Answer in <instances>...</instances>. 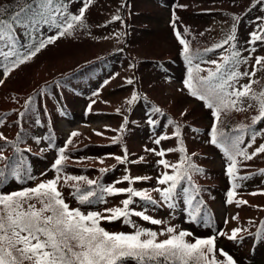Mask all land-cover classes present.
I'll return each mask as SVG.
<instances>
[{
    "label": "rangeland",
    "instance_id": "1",
    "mask_svg": "<svg viewBox=\"0 0 264 264\" xmlns=\"http://www.w3.org/2000/svg\"><path fill=\"white\" fill-rule=\"evenodd\" d=\"M64 2L73 14L81 7V0ZM116 16L120 19L115 20ZM258 17H264V5H258L256 0H90L83 26H76L70 35L57 38L24 65L0 76L3 79L0 84V101H3L11 99L7 90L25 77L33 76L40 80L49 72L58 73L62 68L82 61L92 52H99L96 58H102L101 65L90 76L78 80L74 91L66 98L69 108L75 112L60 116L56 123L63 133V141L69 139L72 132H76V138L109 144L88 146L82 151L81 160L113 170L108 177L111 186L146 190L153 199L159 200V194L153 191L154 187H160L157 178L161 172L173 174V170L164 169L157 161L164 159L170 164H178L179 160L180 145L175 131L166 119L158 122L159 114L155 111L167 110L192 125L187 126L188 141L191 150L199 154L200 164L210 171L204 181L214 186L212 206L219 222L218 229L196 224L188 216L182 198L176 209H169L166 204L153 206L139 197H129L127 193H105L104 201L98 205L78 206L76 197L72 196L67 185L66 175L52 168V162L58 154L42 138L45 131L43 125L36 128L41 138L37 146L45 152L46 157L34 164L35 177L26 189L59 176L57 189L62 198L70 208H79L85 214L93 211L107 214L105 209L123 207V200L131 198L136 202L133 213L144 211L152 218L161 220L162 224L153 225L134 215L130 219L141 228L161 233L158 236L160 240L167 238L163 233L168 227H174L177 232L188 231L195 238H208L218 232L230 234L232 229L241 228L244 231L238 234L236 241L226 236L217 237V250L223 249L232 255L237 264H264V240H257L252 235L257 223L264 217V195L259 194L264 193V176L253 173L251 181L236 190L234 202L227 203V162L218 148L210 143L207 134L208 127L213 123L212 110L207 109L204 102L191 97L183 84L187 78L188 64L183 58V46L179 44L172 26L175 19L176 27L188 42L190 51L199 54V59L194 60V63L200 64L204 75L208 74L209 69H215L216 65L211 61L222 63V58L233 50H239L242 59L247 58L248 62L240 64L236 70L242 73L255 71V76H241L235 87L248 84L251 79L252 93L258 99L241 98L236 110L246 116H257L259 99H264L261 96L264 93V67L253 66L256 58L264 57V45L250 44L249 34L257 30L259 23H264L258 21ZM47 35L58 33L53 30ZM229 35H235L236 40L230 41L223 48H216ZM252 47L256 48L255 52L251 51ZM192 48L208 53L203 57ZM129 79L133 81L131 85L127 83ZM134 95L140 99L129 104L128 101ZM125 127L131 128L126 146L113 145ZM261 129H264V122L257 130ZM14 132L15 129L9 124L0 125V138L11 137ZM160 136L169 139L157 145L155 140ZM261 144H264V138L258 135L255 144L247 148V151L251 153ZM152 149L164 150L165 155L159 157L150 151ZM117 157L121 159L117 160ZM238 168V175H247L256 170L261 172L264 170V153L256 155L252 160L242 161ZM98 173L95 170L89 176L94 178ZM125 175L131 178L130 181L123 180ZM136 177L150 179L136 180ZM19 188L21 184L12 178L4 191ZM237 200L248 203L237 204ZM30 202L37 203L35 200ZM37 207H40L39 203ZM100 223L110 233L134 231L131 225L124 224L122 220H102ZM193 237L186 239L194 242ZM217 256L224 259L219 252Z\"/></svg>",
    "mask_w": 264,
    "mask_h": 264
},
{
    "label": "snow or ice",
    "instance_id": "2",
    "mask_svg": "<svg viewBox=\"0 0 264 264\" xmlns=\"http://www.w3.org/2000/svg\"><path fill=\"white\" fill-rule=\"evenodd\" d=\"M89 4L90 0H81V7L75 14L66 7L64 0H8L6 5H0V76L24 65L42 49L52 45L57 38L70 35L76 26H83ZM257 4L264 5V0H257ZM114 19L119 20L120 17L116 16ZM257 19L264 21V17ZM172 26L179 44L183 46V58L189 66L183 84L191 97L204 102L207 109L212 110L210 143L218 147L226 157V174L232 181V190L227 193V203L232 204L236 190L241 187L238 181L252 178L251 173L238 175V164L264 153V144L251 153L247 151V148L255 144L258 135L264 138V129H253L249 143L241 147L244 144L245 134L252 126L242 125L238 130L233 129L232 131H239L240 135H232V131H227L222 126L221 115L230 109H235L241 98L258 99L252 93L251 79L248 84L235 87L241 76L250 78L255 76V71L243 73L237 71L239 65L247 63L248 60L241 58L239 50H233L222 58V63L211 61L216 67L215 70L209 69L207 76L199 75L202 71L200 64L194 63V60L199 59V54L190 51L188 42L182 38L181 31L176 27L175 19L172 21ZM53 30L58 35H47ZM249 35L250 44L264 45V23H259L257 30ZM22 36L27 37L29 41L27 46L22 43ZM234 40L236 36L229 35L222 44H217L216 48H223ZM251 51L255 52L256 48L252 47ZM256 66L264 67V57L255 59L253 67ZM2 83L3 79L0 78V84ZM127 83L131 85L133 81L129 79ZM261 96L264 97V93H261ZM139 99L140 97L134 95L128 103L133 104ZM155 111L160 110L155 109ZM262 122H264V99H259L258 115L253 118V125ZM150 123L155 124V122ZM76 135L78 133L72 132L70 137ZM180 135L177 125L176 136L180 137ZM4 139L7 143L6 138ZM166 139L169 137L160 136L155 143L159 145ZM114 142L119 143L120 138ZM180 143L179 152L185 153L183 140ZM66 144H72V139H67ZM19 151L17 149V152ZM150 151L155 152L159 157L165 155L164 150ZM66 159L65 149L60 148L59 156L53 164L57 173L64 168ZM120 159L117 157V160ZM9 160V157L0 155V161ZM157 163L164 169L173 170V174L165 171L157 178L160 187H154L153 191L159 194V200L153 199L146 190L139 191L132 187H101V192L109 195L127 193L129 197H139L153 206L166 204L169 209H176L177 200L182 198L187 205L188 216L194 221L198 217L204 220L200 215L204 201L197 199L200 190L193 183V173H199L201 169L191 163L187 156L181 159L179 164H170L164 159L158 160ZM7 167L12 168L11 174L16 179H20L18 167L13 168L11 164ZM260 175L264 176V170ZM0 177L7 179L3 169H0ZM68 179L79 181L84 180L85 177L70 176ZM130 179L127 175L123 177L124 181ZM135 179L147 180L150 177ZM185 180L188 181L189 186L181 187ZM59 181L60 177L57 176L39 183L36 187L11 194H0V264H128L129 261H133L134 264H237L232 255L223 249L217 250L216 239L219 236H226L227 239L236 241L238 234L244 231L241 228L232 229L230 234L218 232L208 238H195L188 231L177 232L174 227H168L163 233L167 238L160 240L158 236L161 233L141 228L130 219L134 215L153 225L162 224L161 220L152 218L144 211L134 213L130 211V206L134 203L133 199H124L123 207L105 209L107 214L96 211L85 214L79 208H70L65 202L57 189ZM87 184L95 185L96 181L87 180ZM76 191L81 204H91L93 198H97L98 202L104 201V196L97 197L94 190L80 194L81 190L77 187ZM256 194L252 193V195ZM259 194L264 195V193ZM33 200L39 203V208L37 203L30 202ZM235 202L242 205L248 203L245 200ZM102 220L108 222L122 220L124 224L131 225L134 231L110 233L100 226ZM252 235L257 240H264V225H261L259 232ZM188 237H193L194 242L186 239ZM217 252L224 259H219Z\"/></svg>",
    "mask_w": 264,
    "mask_h": 264
},
{
    "label": "trees",
    "instance_id": "3",
    "mask_svg": "<svg viewBox=\"0 0 264 264\" xmlns=\"http://www.w3.org/2000/svg\"><path fill=\"white\" fill-rule=\"evenodd\" d=\"M7 3L8 0H3L0 5H6ZM21 41L26 46L29 44L27 37L22 36ZM192 49L201 53L203 57H205V55L208 53L205 50H197L196 48ZM98 53L99 52H92L88 56L84 57L82 61L62 68L58 73H54L53 71L49 72L46 77H43L40 80L35 79L33 76H27L21 82H19V84L7 90V92L11 94V99L6 98L5 100L0 101V125L7 123L15 129V132L11 137L6 138L7 143L4 138H0V155L10 158L9 161H0V169L5 171V176L7 177V179L0 177V181H2L0 182V194H11L13 192L24 190L29 186L31 180L34 179V164L40 158L46 157L45 152L40 150L37 146V142H39L41 138L38 137L36 128L38 125H43L45 131L42 138H44V140L56 150L58 154L57 156H59L60 148L65 149V155L67 156V159L64 162L65 166L61 172L66 175L68 183L67 185L71 190L72 196L76 197L78 206L98 205L101 203L98 202L97 198H93V203L81 204L76 189L78 187L81 190L80 194L88 190H94L97 193V197L100 195H105V193L101 192V187L111 186L108 183V177L113 170L109 168L105 169L102 167H97L93 164H87L81 160V157L82 151L88 146L90 147L109 144H97L96 142L82 137H70L72 139V144H66V141H63L62 131L56 125L60 116L71 115L75 112V110L73 111L69 108L66 98L70 92L74 91L78 80L90 76L97 70L98 66L101 65L100 61L102 58H96ZM199 75L207 76L204 75L202 71L199 73ZM21 113H23V115H20ZM157 113L159 114L158 122L166 119L172 125L175 131V137H177L176 131L177 125H179L181 135L180 137H177L178 142L181 146L180 142L183 140L186 151L185 153H178V164L180 163L181 159H184V157L187 156L191 163L195 164L199 169H201L199 173H193V183L200 190L197 194V199H202L204 201V206L200 214L204 220H201L198 217L194 222L198 225H204L214 230L218 229L219 222L212 206V200L215 197V191L213 190L214 186L204 181L210 171L208 172L209 169L200 164L198 160V158H200L199 154L192 151L189 145L187 126L189 125L192 127V125L188 124L181 118H176L172 113L165 109H161ZM254 117L256 116L243 115L235 108L222 113L221 122L222 126L227 131H232L233 129L238 130L242 125L252 126L248 133L244 136V144H242L241 147H245L250 141L251 131L253 129L257 130L262 124L260 123L253 125ZM130 132L131 128L125 127L123 131L119 133L118 137L120 138V142H114L112 144H125L126 146ZM207 134L210 140V127L207 129ZM232 135H240V132L232 131ZM31 141H33V143ZM17 149L20 151L17 152ZM218 150L223 155V152L219 148ZM224 158L226 160V157ZM8 164H11L13 168H19L20 179H16L15 176L11 174L12 168L7 167ZM53 164L54 161L52 162V168H54ZM95 170L99 172L98 175L94 178H90L89 174ZM253 173L259 174L260 172L259 170H256L251 174L253 175ZM70 176H82L85 177V179L73 181L68 179ZM12 178H15L18 183L21 184V188L7 192L4 191ZM87 180L96 181V184L88 185ZM249 181H251V179L246 181H238V183L243 186L248 184ZM231 184L232 181L229 178L227 191L232 190ZM188 186L187 180L183 181L181 184V187ZM135 203L136 202L134 201V203L130 206V211L132 212ZM177 205H180L179 200H177ZM261 225H264V217L257 223L255 233L260 231ZM100 226L104 227L101 223ZM129 263L134 262L129 261L128 264Z\"/></svg>",
    "mask_w": 264,
    "mask_h": 264
}]
</instances>
